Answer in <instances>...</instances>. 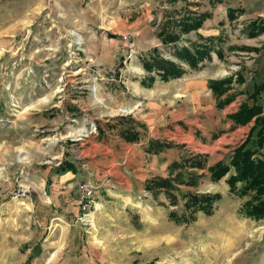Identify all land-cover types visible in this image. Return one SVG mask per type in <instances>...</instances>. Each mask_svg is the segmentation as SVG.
Wrapping results in <instances>:
<instances>
[{
    "label": "rangeland",
    "instance_id": "obj_1",
    "mask_svg": "<svg viewBox=\"0 0 264 264\" xmlns=\"http://www.w3.org/2000/svg\"><path fill=\"white\" fill-rule=\"evenodd\" d=\"M190 11L210 17L177 47L202 36L213 41V59L161 81L146 60H173L176 46L163 44L160 32ZM254 23L264 25V0H0V264H264V219L242 213L250 196L231 192L234 168L218 182L209 171L230 165L254 127L230 118L253 105L254 87L264 81V32L251 36ZM227 79L226 93L211 87ZM174 81L191 82L192 94L180 95ZM95 85L113 109L135 110L100 115ZM258 103L264 109V93ZM152 115L158 120L142 119ZM83 123L89 134L72 137ZM102 128L139 133L125 140L147 148L143 167L155 162L151 176L139 177L133 166L117 173L113 162L93 174L85 150L106 139ZM51 139L58 142L48 151ZM151 142L164 149L153 153ZM196 156L205 168L186 164L182 180L198 175L197 185L180 184L172 196L147 190L153 178L170 176L171 165ZM71 162L85 178L62 183L59 169ZM82 182L101 186L91 226L78 221ZM191 194L221 199L205 214L187 210Z\"/></svg>",
    "mask_w": 264,
    "mask_h": 264
},
{
    "label": "trees",
    "instance_id": "obj_2",
    "mask_svg": "<svg viewBox=\"0 0 264 264\" xmlns=\"http://www.w3.org/2000/svg\"><path fill=\"white\" fill-rule=\"evenodd\" d=\"M220 1V0H212ZM176 2V1H175ZM210 17V14H198L195 12H189L184 14L172 28L164 23V30L160 32L161 40L165 45L176 46L173 51V60L161 59L158 55H150L149 60H146L145 68L148 72L157 71L161 81H171L179 79L187 73L185 66H188L191 70H199L204 66L206 61H212L213 52L215 47L213 41L205 39L200 36L202 42L191 43L190 46L177 47L180 43L181 35L190 34L194 31L202 29L206 20ZM169 20L171 19L168 18ZM174 19V18H173ZM167 20V22L169 21ZM166 22V23H167ZM169 23V22H168ZM167 23V24H168ZM179 27V31L176 28ZM264 32V25L258 26L257 23L252 24L251 36H257L259 33ZM113 37L112 35H109ZM155 53L158 49L155 48ZM220 55V52H218ZM176 59L177 61H175ZM232 83V79H227L222 82L215 83L211 86L220 95L229 91V85ZM264 93V81L261 84L255 85L254 91L251 94L253 105L243 104L239 111L230 118L236 122V124L247 125L254 121V127L251 129L249 137L246 142L239 146L232 157L230 165L224 163H218L212 166L209 171L213 181L218 182L225 177L231 168H234L235 174L228 180L231 185V192L242 197H249L245 203L242 213L246 217H250L255 220L264 219V157H262L261 151L264 149V109L258 103L260 97ZM136 133V134H134ZM128 141L138 140L139 133L131 132L123 135ZM167 146H170L169 144ZM150 148H153V153H158L164 149V146L157 142H151ZM185 162L174 163L170 166L169 177H155L147 184L148 191H154L165 189L172 196L174 191H180V184L187 183L190 186L198 184V175L190 176L187 182L182 180V173L185 169V165L188 164L190 167L204 169L206 164L203 156H196L195 159ZM187 161V163H186ZM180 170V171H179ZM67 171H73L76 174V169L71 163H64L59 169V172L64 173ZM178 171L177 176L173 177V173ZM241 183V188L237 187V184ZM187 210L200 209L205 214H211L212 208L215 202L221 199V195H187ZM185 199V197H184ZM194 214V211L191 212ZM171 218L175 220L177 217L176 213H171Z\"/></svg>",
    "mask_w": 264,
    "mask_h": 264
},
{
    "label": "crops",
    "instance_id": "obj_3",
    "mask_svg": "<svg viewBox=\"0 0 264 264\" xmlns=\"http://www.w3.org/2000/svg\"><path fill=\"white\" fill-rule=\"evenodd\" d=\"M187 73H189L188 70H187ZM172 83H174L173 86H175V88L178 89L180 95H182V94L183 95H186V94L191 95L192 94L191 88H192L193 84L191 82H189V84L182 83V82L178 83L175 81ZM204 86L207 88V85L204 84ZM146 117H148V118H146ZM146 117L142 118V119L158 120L156 115L146 116ZM159 118H161V116H159ZM135 119L137 121L139 120L138 118H135ZM154 123H156V122L152 121L151 124H154ZM126 128H127V124L126 125H120L118 128V132H121L123 129H126ZM102 134H105V136L107 135L106 139L105 138H102V140H99L100 138H98V140L94 139L93 142L88 147V149L85 150L87 152V157H88L86 164L90 168H92L93 174L99 173V171L102 172V171L107 170L108 168H110L111 162H113V164H112V165H114L113 169H115L117 173L120 172V171H118L119 166H124L126 168L133 166L136 169V171H137L136 174L139 177L144 178L146 175H147V177L151 176V174L154 171L155 162H152L153 164H150L149 166H147L146 167L147 169H145L143 167L144 162H146V164H147V161H145L147 148H146V150L142 149L141 148L142 144H140L139 142H132V143L127 142L122 133L121 134L120 133L109 134V133H106L105 129L102 128L101 135ZM149 136L150 137L147 138V140H146L147 142L151 141L150 138L153 137L152 135H149ZM111 155L113 156L112 159L109 158V156H111ZM147 155H149V154H147ZM71 163L74 165V167L76 169V171H75L76 174L73 171H67V172L61 173L59 175L60 182L65 183L68 181L70 182V181H75L78 179L85 178V177H81L82 169L79 167V165H77L74 162H71ZM139 166H140V168H139ZM83 169H84V166H83ZM62 179H64V180H62Z\"/></svg>",
    "mask_w": 264,
    "mask_h": 264
},
{
    "label": "bare ground",
    "instance_id": "obj_4",
    "mask_svg": "<svg viewBox=\"0 0 264 264\" xmlns=\"http://www.w3.org/2000/svg\"><path fill=\"white\" fill-rule=\"evenodd\" d=\"M73 35L75 36L77 43L79 45H82V43L84 42L82 36H80L77 32H73ZM92 101L94 107L97 108L99 114L102 116L115 114L116 112L130 113L135 110V107L131 105L120 106L117 110L113 109L108 103H106L103 99L100 98V90L98 85H95L92 88ZM88 134L89 130L86 128L85 123L81 124L80 127L71 130V136L76 139H79L82 136H87ZM57 142L58 139H51L49 142L48 151L51 150V148L54 147ZM3 172L4 170L0 169V176L3 174ZM100 208L101 206L100 204H98L97 210H99Z\"/></svg>",
    "mask_w": 264,
    "mask_h": 264
},
{
    "label": "built area",
    "instance_id": "obj_5",
    "mask_svg": "<svg viewBox=\"0 0 264 264\" xmlns=\"http://www.w3.org/2000/svg\"><path fill=\"white\" fill-rule=\"evenodd\" d=\"M107 183H111L110 180L106 181ZM101 186L94 187L93 185L82 182L80 184L81 189V200H80V216L78 217V221L80 224L91 226L93 224V216L91 211L95 208L96 199H95V191H97Z\"/></svg>",
    "mask_w": 264,
    "mask_h": 264
},
{
    "label": "water",
    "instance_id": "obj_6",
    "mask_svg": "<svg viewBox=\"0 0 264 264\" xmlns=\"http://www.w3.org/2000/svg\"><path fill=\"white\" fill-rule=\"evenodd\" d=\"M79 139H81V138H79ZM79 139H78V140H79Z\"/></svg>",
    "mask_w": 264,
    "mask_h": 264
}]
</instances>
